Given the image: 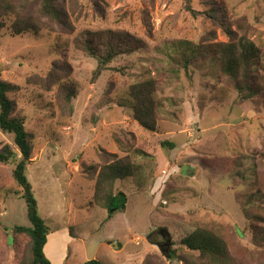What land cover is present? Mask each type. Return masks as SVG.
Returning <instances> with one entry per match:
<instances>
[{
	"label": "rangeland",
	"instance_id": "obj_1",
	"mask_svg": "<svg viewBox=\"0 0 264 264\" xmlns=\"http://www.w3.org/2000/svg\"><path fill=\"white\" fill-rule=\"evenodd\" d=\"M10 1L14 16L30 14L40 26L37 36L13 35L12 17L3 19L0 74L18 88L9 99L30 136L25 176L49 228L44 255L50 263L196 262V253L181 240L197 227H220L233 260L264 264V250L250 239L253 226L264 228V197L250 210L259 224L252 226L242 211L249 194L264 196V93L238 100L216 53L195 60L188 77L167 58L165 46L188 39L218 47L243 39L263 53L264 0H55L61 23L41 17L40 0ZM106 32L143 48L119 56L93 80L96 61L75 40ZM150 78L158 85V99L173 100L164 103L154 133L142 129L127 109V88ZM63 87L75 90L70 103ZM162 141L173 149H162ZM5 145L16 156L0 163V229L28 227L22 191L12 178L20 155L12 135L0 131V149ZM138 147L150 157L128 151ZM109 156H128L142 165L143 180L140 189L134 179L115 183L127 204L111 216L90 207L94 179L87 175L110 163ZM160 229L169 236L158 247L146 237ZM168 250L176 257H167ZM28 260L27 241L19 237L14 243L0 230V264Z\"/></svg>",
	"mask_w": 264,
	"mask_h": 264
},
{
	"label": "trees",
	"instance_id": "obj_2",
	"mask_svg": "<svg viewBox=\"0 0 264 264\" xmlns=\"http://www.w3.org/2000/svg\"><path fill=\"white\" fill-rule=\"evenodd\" d=\"M55 0H40L41 17H46L61 23V16L54 5ZM10 0H0V30L3 19L11 16L13 21L10 24V31L13 35L32 34L37 36L40 32L39 24L34 17L27 14V17L20 18L15 15ZM230 35V32L227 30ZM90 33L83 34L76 39L75 44L89 57L96 61V68L93 71V80H96L102 71L108 69L116 58L121 55H131L142 49L139 43L123 35H110L109 32L97 38H91ZM167 45V46H166ZM167 47L166 56L171 63L180 66L188 76L189 69L199 57L216 53L218 68L224 78L227 79L237 94V99L247 101L264 93V76H258L259 71L264 73V52L257 49L254 44L240 39L238 43H228L218 47L200 46L188 39L165 44ZM254 73V76H252ZM190 77V76H188ZM253 77V78H252ZM18 88L11 83L1 79L0 74V131L10 134L13 137L14 146L17 148L20 159L15 161L12 171V178L21 188V198L26 205V217L29 226H14L11 229H0L3 234L12 236L14 243L16 239L24 238L29 246V260L26 264H51L44 255V247L47 243L49 228L38 214L37 202L32 193V188L25 176L27 164L32 157V144L28 132L24 128L25 119L14 114V103L9 95L15 93ZM62 92L67 102L70 103L75 96L72 87H63ZM158 85L153 79H146L130 85L127 88V109L131 118L145 131L154 133L157 129V122L162 115L164 103H173V100L158 99ZM168 104V103H167ZM122 108V106H119ZM116 139V138H115ZM116 142L122 145L120 140ZM162 149H173L171 142H159ZM145 148H149L146 145ZM144 147L138 150L128 151L131 154L139 155L141 158L150 157V153L143 151ZM102 152V151H101ZM104 154V152H102ZM16 156L14 150L5 145L0 149V163H9ZM113 158L110 163L100 168L98 173L93 171L87 173L94 179L93 195L90 207L96 206L107 211L108 216L115 213H123L126 209V195L114 189L117 181L134 179L140 189L143 180L141 176L142 165L134 164L128 156ZM95 174V175H94ZM136 185V184H135ZM264 196L260 191L249 194L244 202L242 211L251 225H257L261 218L250 212L255 207H260ZM250 231L252 244L264 250V228ZM180 245L191 253H196L197 261H184L183 264H240L229 256L226 235L220 227H197L189 235L184 237ZM167 257H176V253L168 250ZM84 264H102L96 260L86 261Z\"/></svg>",
	"mask_w": 264,
	"mask_h": 264
},
{
	"label": "water",
	"instance_id": "obj_3",
	"mask_svg": "<svg viewBox=\"0 0 264 264\" xmlns=\"http://www.w3.org/2000/svg\"><path fill=\"white\" fill-rule=\"evenodd\" d=\"M157 235L160 236L162 239L163 238L165 239L166 237L169 236V234H168V232L166 230L160 229L158 232H152L150 235H148L146 237V240L149 243H151L152 245H157V243H156V237H157ZM165 246H168V244L166 243Z\"/></svg>",
	"mask_w": 264,
	"mask_h": 264
},
{
	"label": "flooded vegetation",
	"instance_id": "obj_4",
	"mask_svg": "<svg viewBox=\"0 0 264 264\" xmlns=\"http://www.w3.org/2000/svg\"><path fill=\"white\" fill-rule=\"evenodd\" d=\"M159 230H155V231H153V232H158ZM157 237H158V235H157ZM157 237H156V243H157V245H158V247H161L162 246V244L164 243V241L166 240V239H162V241L161 242H157ZM160 237V236H159Z\"/></svg>",
	"mask_w": 264,
	"mask_h": 264
}]
</instances>
